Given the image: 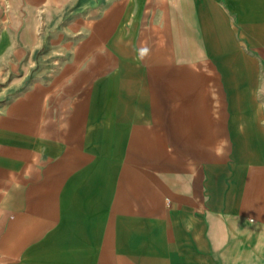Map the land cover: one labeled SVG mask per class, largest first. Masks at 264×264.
<instances>
[{
  "label": "crops",
  "instance_id": "0c3cea01",
  "mask_svg": "<svg viewBox=\"0 0 264 264\" xmlns=\"http://www.w3.org/2000/svg\"><path fill=\"white\" fill-rule=\"evenodd\" d=\"M0 9V264H264V0Z\"/></svg>",
  "mask_w": 264,
  "mask_h": 264
},
{
  "label": "rangeland",
  "instance_id": "374dc122",
  "mask_svg": "<svg viewBox=\"0 0 264 264\" xmlns=\"http://www.w3.org/2000/svg\"><path fill=\"white\" fill-rule=\"evenodd\" d=\"M4 12H5L4 10L0 9V21H1V17H2L1 15L4 14ZM33 23H35V24L38 23L39 24V18L34 19ZM3 84H4V82L0 81V88L3 86Z\"/></svg>",
  "mask_w": 264,
  "mask_h": 264
},
{
  "label": "clouds",
  "instance_id": "9594fccd",
  "mask_svg": "<svg viewBox=\"0 0 264 264\" xmlns=\"http://www.w3.org/2000/svg\"><path fill=\"white\" fill-rule=\"evenodd\" d=\"M147 52H148V49L145 48V49H143V50L141 51V55L144 56V55L147 54Z\"/></svg>",
  "mask_w": 264,
  "mask_h": 264
}]
</instances>
